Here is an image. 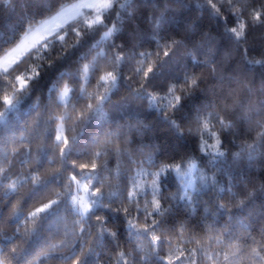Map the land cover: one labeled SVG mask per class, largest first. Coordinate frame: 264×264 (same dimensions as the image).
I'll return each instance as SVG.
<instances>
[{
	"label": "snow or ice",
	"instance_id": "6c2138e0",
	"mask_svg": "<svg viewBox=\"0 0 264 264\" xmlns=\"http://www.w3.org/2000/svg\"><path fill=\"white\" fill-rule=\"evenodd\" d=\"M25 2L0 29V264H264V0Z\"/></svg>",
	"mask_w": 264,
	"mask_h": 264
},
{
	"label": "trees",
	"instance_id": "16d2710c",
	"mask_svg": "<svg viewBox=\"0 0 264 264\" xmlns=\"http://www.w3.org/2000/svg\"><path fill=\"white\" fill-rule=\"evenodd\" d=\"M0 8L4 9L3 12H0V29L13 24L18 18L23 15L31 14L29 11V4L26 3L25 0H11L9 4L0 2ZM34 10L35 9L33 8L32 11ZM252 39L257 42L264 41V30L254 33ZM259 78L260 74L257 73V82L259 81ZM153 139L157 143H164L166 141L169 143L171 142L169 133L163 125L158 126V128L155 129L150 136H146L145 142H151ZM257 171H260V169H257ZM4 211L5 213H7V207H5Z\"/></svg>",
	"mask_w": 264,
	"mask_h": 264
}]
</instances>
